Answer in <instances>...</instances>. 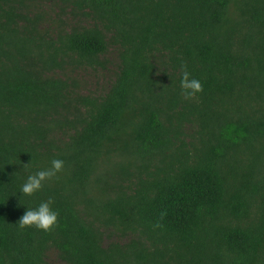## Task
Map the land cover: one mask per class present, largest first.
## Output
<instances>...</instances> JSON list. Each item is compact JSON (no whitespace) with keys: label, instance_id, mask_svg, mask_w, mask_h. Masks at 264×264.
<instances>
[{"label":"trees","instance_id":"obj_1","mask_svg":"<svg viewBox=\"0 0 264 264\" xmlns=\"http://www.w3.org/2000/svg\"><path fill=\"white\" fill-rule=\"evenodd\" d=\"M49 199L50 230L20 227ZM53 250L264 264V0H0V264Z\"/></svg>","mask_w":264,"mask_h":264},{"label":"clouds","instance_id":"obj_2","mask_svg":"<svg viewBox=\"0 0 264 264\" xmlns=\"http://www.w3.org/2000/svg\"><path fill=\"white\" fill-rule=\"evenodd\" d=\"M183 70L181 87L184 89L185 96L191 97L195 93L202 91V85L197 79H190L189 72L186 70V66H181ZM232 129L228 128L224 130V134L229 136ZM64 162L60 159H54L52 161L51 168L47 170L37 171L34 175H29L26 182L21 185L20 191L25 195H32L38 192L43 187V182L55 177L58 172L63 168ZM52 200L41 202L36 208H30L24 212L19 219L20 227L35 226L38 229L44 231L50 230L56 223L59 215V210H54Z\"/></svg>","mask_w":264,"mask_h":264},{"label":"rangeland","instance_id":"obj_3","mask_svg":"<svg viewBox=\"0 0 264 264\" xmlns=\"http://www.w3.org/2000/svg\"><path fill=\"white\" fill-rule=\"evenodd\" d=\"M88 79H90V86L93 88H97V82L95 75L91 72H88ZM48 262L49 264H65L64 262H61L57 257V252L55 250L51 251L48 256Z\"/></svg>","mask_w":264,"mask_h":264}]
</instances>
